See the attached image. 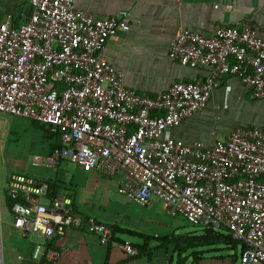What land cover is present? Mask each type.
<instances>
[{
  "label": "built area",
  "instance_id": "built-area-1",
  "mask_svg": "<svg viewBox=\"0 0 264 264\" xmlns=\"http://www.w3.org/2000/svg\"><path fill=\"white\" fill-rule=\"evenodd\" d=\"M23 24L0 23V113L39 123L61 148L33 164L68 160L105 177L120 176L119 193L140 205L159 200L167 215L228 233L241 243L240 264H264V129L240 127L206 147L167 138L166 132L210 101L225 76L240 79L251 98L264 99V34L249 22L210 35L182 28L169 58L206 69L202 82H178L151 97L124 84V73L103 58L130 13L96 19L76 0H30ZM13 226L24 238L42 237L33 260L56 264L48 246L68 230L84 229L102 245L114 229L74 212L69 196L22 174L10 177ZM119 247L138 254L130 244Z\"/></svg>",
  "mask_w": 264,
  "mask_h": 264
},
{
  "label": "crops",
  "instance_id": "crops-1",
  "mask_svg": "<svg viewBox=\"0 0 264 264\" xmlns=\"http://www.w3.org/2000/svg\"><path fill=\"white\" fill-rule=\"evenodd\" d=\"M29 1L0 0V23L9 15L17 24L25 23L32 14ZM76 8L96 19L130 13L129 31H118L103 58L124 73L125 86L151 97L178 82L207 79L206 69L169 58L180 29L210 35L219 27L249 22L264 34V0H76ZM240 127L264 129V99H252L240 79L225 76L209 103L165 136L213 147ZM59 144V136L45 126L0 113V197L5 204L4 210L0 206V264H51L33 260L35 247L44 239L24 238L13 226L8 183L14 174L56 183L57 195L69 196L75 213L117 230L108 245L84 229L68 230L48 244L60 254L56 264H240L241 243L213 242L206 228L167 215L157 199L147 206L138 204L119 193L120 176L105 177L68 160L33 164L35 157H50ZM125 243L138 254L123 251L119 245Z\"/></svg>",
  "mask_w": 264,
  "mask_h": 264
},
{
  "label": "trees",
  "instance_id": "trees-1",
  "mask_svg": "<svg viewBox=\"0 0 264 264\" xmlns=\"http://www.w3.org/2000/svg\"><path fill=\"white\" fill-rule=\"evenodd\" d=\"M56 148H61V142H60L59 146H57ZM50 185H51L52 196H56L58 194L57 193V190H58L57 184L56 183H50ZM13 205H14V202L10 198L9 206H10L11 209H12ZM116 231L117 230L114 229V234L116 233ZM206 232H207L209 238L213 239L212 240L213 242H216L217 239H220V242L221 243H225L226 245H229V244L232 245V244H235V243L237 244L238 243L237 241L233 240L232 237L226 232L222 233V232L216 231L214 229H208V228H206Z\"/></svg>",
  "mask_w": 264,
  "mask_h": 264
},
{
  "label": "rangeland",
  "instance_id": "rangeland-1",
  "mask_svg": "<svg viewBox=\"0 0 264 264\" xmlns=\"http://www.w3.org/2000/svg\"><path fill=\"white\" fill-rule=\"evenodd\" d=\"M5 139V132H4V135H3V139L2 140H4ZM2 172H3V170L1 169L0 170V174H2ZM0 176H2V175H0ZM0 200H1V202H0V206H1V209H5V204H4V200H3V198H2V196L0 197Z\"/></svg>",
  "mask_w": 264,
  "mask_h": 264
}]
</instances>
